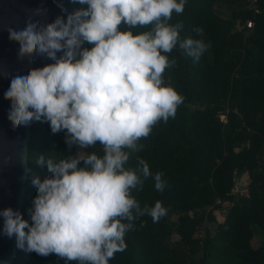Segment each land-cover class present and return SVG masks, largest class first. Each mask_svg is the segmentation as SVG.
<instances>
[{
  "label": "clouds",
  "instance_id": "1",
  "mask_svg": "<svg viewBox=\"0 0 264 264\" xmlns=\"http://www.w3.org/2000/svg\"><path fill=\"white\" fill-rule=\"evenodd\" d=\"M78 3L88 7L46 25L29 17L9 26L20 50L34 48L54 63L12 71L4 92L11 94L8 113L14 121L27 125L43 118L53 133L65 130L69 146L99 142L103 154L38 155L35 162L46 164L51 175L32 178L37 195L31 223L11 207L0 210V216L2 232L15 234L21 249L55 253L66 264H109L127 247L124 237L134 220L147 214L155 222L167 214L161 201L142 207L132 195L149 176L163 191L162 174H153L139 157L135 167L127 166L139 150L138 140L158 120L174 116L182 103V96L163 82L165 68L175 63L166 53L178 46L198 60L208 45L201 38L181 39L183 23H169L173 11L183 12L186 0ZM85 43L91 47H82Z\"/></svg>",
  "mask_w": 264,
  "mask_h": 264
},
{
  "label": "trees",
  "instance_id": "2",
  "mask_svg": "<svg viewBox=\"0 0 264 264\" xmlns=\"http://www.w3.org/2000/svg\"><path fill=\"white\" fill-rule=\"evenodd\" d=\"M257 4L259 12L249 0H186L182 13L173 11L169 23H183L181 39L201 38L208 46L198 60L178 46L166 53L175 63L165 68L163 82L182 96V103L174 116L158 120L138 140L139 150L127 164L135 167L139 157L153 174H162L163 191L149 176L132 195L142 207L161 201L167 214L155 222L147 214L134 220L124 237L127 247L115 252L109 264H264V0ZM248 20H254L253 28H247ZM80 150L103 154L99 142L69 146L65 130L53 133L43 118L32 120L24 219L31 223L37 195L32 178L51 175L46 164L35 162L37 156L67 157ZM245 175L250 183L236 191ZM216 212L223 215L222 223ZM12 264L66 261L55 253L17 247Z\"/></svg>",
  "mask_w": 264,
  "mask_h": 264
},
{
  "label": "water",
  "instance_id": "3",
  "mask_svg": "<svg viewBox=\"0 0 264 264\" xmlns=\"http://www.w3.org/2000/svg\"><path fill=\"white\" fill-rule=\"evenodd\" d=\"M66 9V11L62 10ZM79 9L78 0H0V210L11 207L21 213L29 173L28 147L31 123L21 125L8 113L11 94L4 92L11 72L24 67H43L54 63L35 49L20 50V39L9 34V26L22 24L36 17L37 24L50 23L57 16L65 17ZM57 55H62V51ZM0 216V264H12L17 254L15 234L2 232Z\"/></svg>",
  "mask_w": 264,
  "mask_h": 264
},
{
  "label": "rangeland",
  "instance_id": "4",
  "mask_svg": "<svg viewBox=\"0 0 264 264\" xmlns=\"http://www.w3.org/2000/svg\"><path fill=\"white\" fill-rule=\"evenodd\" d=\"M222 13L224 14V15H226V16H229V14H230V9L228 8V7H226V6H223L222 7ZM240 25V28H242L243 27V25H241V24H239ZM224 118V116H222L221 117V119H223ZM248 146L249 144H245V145H242V146ZM80 151H82V150H80ZM250 183V179H249V177H247V175H245V176H243L241 179H238V181H237V185H236V191H243V189H244V187L246 186V185H248ZM216 215H217V220H218V222H223L224 221V218H223V215L221 214V213H219V212H216ZM177 218H178V216L177 215H174L173 216V221H177ZM258 240H261V235H259L258 234Z\"/></svg>",
  "mask_w": 264,
  "mask_h": 264
},
{
  "label": "built area",
  "instance_id": "5",
  "mask_svg": "<svg viewBox=\"0 0 264 264\" xmlns=\"http://www.w3.org/2000/svg\"><path fill=\"white\" fill-rule=\"evenodd\" d=\"M258 2H259V0H249V3H250L249 7L252 8V9H255L256 12H259V10L257 9V5H258L257 3ZM254 25H255L254 20H248L246 22L247 28H253ZM223 120H225V117L223 118ZM201 232H202L201 233V236H202L201 238H203L205 236V232L204 231H201Z\"/></svg>",
  "mask_w": 264,
  "mask_h": 264
}]
</instances>
